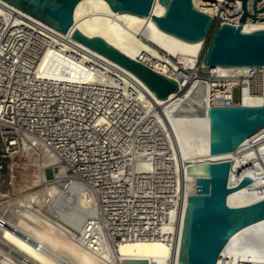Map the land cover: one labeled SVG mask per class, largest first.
<instances>
[{
    "label": "built area",
    "instance_id": "obj_1",
    "mask_svg": "<svg viewBox=\"0 0 264 264\" xmlns=\"http://www.w3.org/2000/svg\"><path fill=\"white\" fill-rule=\"evenodd\" d=\"M192 1L212 16L213 26L224 22L240 25L244 31L248 21L264 23V0H246L248 15L244 20L242 0ZM0 10V180L24 143L35 140L57 157L58 165L51 166L49 173L61 167L63 196L74 198L76 192L70 188L74 185L95 198L92 207L77 209L71 215L77 213L81 218V230L76 232L88 250L110 256L118 242L126 239H160L173 245L172 233H163L162 226L170 224L172 209L181 214L185 196L174 188L178 174L173 170L171 143L141 144L137 139H126L132 131L124 128L121 86L103 85L94 92L91 86H77L37 72L46 50L62 51L64 43L72 44L71 35H60L48 24L2 3ZM202 46L193 62L157 47L159 55L142 49L136 59L159 72L155 67L158 63L166 66L168 73H162L177 82V98L194 80L207 82L210 105H237L245 95H263L262 67L234 66L223 71L218 65L201 66L205 40ZM235 89L239 91L237 100ZM216 91L223 94L216 96ZM98 116L111 119L122 131L117 142L107 138L110 129L95 125ZM149 121L156 126L152 118ZM146 132L156 136L158 130ZM168 162L169 167L164 165ZM4 180L10 184V178ZM3 184L0 181V188ZM0 224H4L1 219Z\"/></svg>",
    "mask_w": 264,
    "mask_h": 264
},
{
    "label": "bare ground",
    "instance_id": "obj_2",
    "mask_svg": "<svg viewBox=\"0 0 264 264\" xmlns=\"http://www.w3.org/2000/svg\"><path fill=\"white\" fill-rule=\"evenodd\" d=\"M0 3L42 22L5 0H0ZM164 10L165 6L154 0L152 13L161 15ZM72 28H78L89 36L99 35L135 59L142 49L159 55L157 48H160L193 62L203 47L202 40L188 41L159 28L150 15L113 11L106 0H79L74 7ZM243 29H264V23L248 21ZM58 33L68 37L71 30ZM70 41L71 45L63 42L62 51L48 48L39 61L37 72L50 79L91 86L94 92L103 85L121 86L124 92L121 102L125 110L122 117L124 128L132 131L126 139L129 142L137 139L141 144L164 142L169 146L171 143L173 170L178 174L174 178V188L181 190L185 198L181 214L178 211L177 217L176 209H172L170 224H163L162 232H171L175 243L170 245L160 239H126L118 242L110 256L88 250L80 243L76 232L81 230V218L77 213L72 218L71 215L77 209L92 207L94 196L82 189H74V185L70 188L76 192L75 197L63 196L65 183L61 178V167L55 168L53 174L49 173L51 166L58 165L57 157L50 149L32 140L33 144L24 143V146L37 150L34 155L26 153L33 172L25 180V186L17 193L0 192V219L4 221L0 224V264H122L127 257L145 258L149 264H177L187 195L195 193V177L203 175L187 174L186 166L230 159L229 186L234 187L243 177L251 181L228 193V205H246L264 197V126L246 138L235 151L185 158L178 132L168 114L169 105L176 104L181 96L177 98L171 92L167 98H159L130 70L71 36ZM155 67L168 73L163 64L158 63ZM219 68L223 71L228 69ZM214 93L216 96L223 94L220 91ZM262 101V94L257 98L245 95L241 103L257 105ZM205 104L210 105L209 93H206ZM151 118L155 127L149 121ZM95 123L101 130H111L107 137L111 142H117L123 135L105 116H98ZM150 128L158 130L156 136L148 135L146 131ZM164 165L169 167V162ZM145 166L149 167L148 164ZM10 178L12 183L16 181L14 175ZM54 206H57L56 211ZM216 264H264V219L237 231L221 251Z\"/></svg>",
    "mask_w": 264,
    "mask_h": 264
},
{
    "label": "water",
    "instance_id": "obj_3",
    "mask_svg": "<svg viewBox=\"0 0 264 264\" xmlns=\"http://www.w3.org/2000/svg\"><path fill=\"white\" fill-rule=\"evenodd\" d=\"M62 33L130 70L159 98L178 90L177 82L132 58L99 35L89 36L73 26L79 0H5ZM113 11L150 15L159 28L188 41L206 40L201 66H259L263 68V101L257 105H208L207 82L194 80L168 114L178 132L184 156L235 151L264 126V29L242 31L229 23L213 26V18L192 0H159L161 15L152 13L154 0H106ZM244 20L248 12L242 0ZM253 18L255 15H252ZM231 160L222 159L186 166L195 177V193L187 195L177 264H216L221 251L239 230L264 219V197L231 206L229 192L247 185L248 177L229 186ZM122 264H149L145 258L127 257Z\"/></svg>",
    "mask_w": 264,
    "mask_h": 264
},
{
    "label": "rangeland",
    "instance_id": "obj_4",
    "mask_svg": "<svg viewBox=\"0 0 264 264\" xmlns=\"http://www.w3.org/2000/svg\"><path fill=\"white\" fill-rule=\"evenodd\" d=\"M205 44H206V40H205ZM238 97H239V91L238 89H235L234 98L237 100ZM27 152H30L32 153V155H34L37 152V150L35 149V147H27L26 145L25 146L23 145L14 163H11V165L9 163L10 169L7 170L3 176L4 179L5 178L7 179L10 178L11 175H14L16 181L12 183L10 178V184L8 185L5 184L4 179L3 180L1 179L0 181L4 183L3 187L0 188V192L2 194L17 193L25 186L26 183L25 180L33 172L31 168V162L29 160L30 158L27 157L26 155Z\"/></svg>",
    "mask_w": 264,
    "mask_h": 264
}]
</instances>
